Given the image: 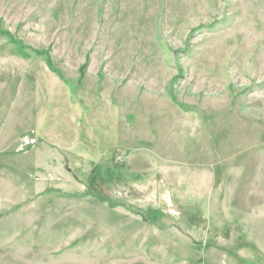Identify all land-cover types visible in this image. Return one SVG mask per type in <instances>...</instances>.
<instances>
[{"label": "rangeland", "instance_id": "1", "mask_svg": "<svg viewBox=\"0 0 264 264\" xmlns=\"http://www.w3.org/2000/svg\"><path fill=\"white\" fill-rule=\"evenodd\" d=\"M0 264H264V0H0Z\"/></svg>", "mask_w": 264, "mask_h": 264}]
</instances>
